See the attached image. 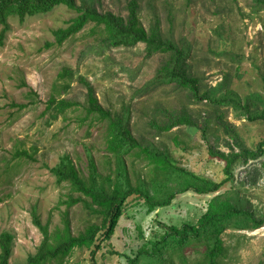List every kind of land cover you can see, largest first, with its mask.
I'll use <instances>...</instances> for the list:
<instances>
[{"label": "rangeland", "instance_id": "rangeland-1", "mask_svg": "<svg viewBox=\"0 0 264 264\" xmlns=\"http://www.w3.org/2000/svg\"><path fill=\"white\" fill-rule=\"evenodd\" d=\"M87 1L101 12L124 18L129 14L130 0ZM137 2L145 28L158 22L165 37L189 49L187 71L198 79L201 95H217L213 89L223 81L244 100L250 92H264V5L259 0ZM74 15V10L59 5L23 21L12 18L0 44V233L13 234L11 263L24 264L42 240L34 215L53 232L64 226V216L73 234L87 223L82 201L70 208L62 201L77 193L58 183L50 172L62 155H68L83 175L88 173L89 156L101 175H114L106 121L87 114L88 93L81 78L92 85L98 102L111 116L126 119L141 144L167 150L174 161L202 177L216 181L225 177L224 162L209 153L210 146L230 152L239 150L238 143L256 149L264 140V119L250 121L231 106L216 112L207 99L158 79L167 53L147 55L142 42L113 46L92 32V23L57 43L54 30L65 27ZM64 68L71 70L70 78L59 77ZM64 82H69L65 91L60 87ZM51 96L73 104L48 123L46 105ZM181 114L200 125L210 119L206 138L196 126L184 123L163 129ZM225 124L237 136L232 137ZM22 149L33 158L15 156ZM125 161L133 184L148 176L142 157L131 154ZM216 194L236 197L256 216L264 217V153L247 161L240 158L231 180L212 194L178 193L171 204L151 212L129 197L114 235L101 243L95 255L75 248L62 264H126L127 257L162 224L195 222ZM222 236L226 250L219 264H264V224L252 230L228 228Z\"/></svg>", "mask_w": 264, "mask_h": 264}, {"label": "trees", "instance_id": "trees-1", "mask_svg": "<svg viewBox=\"0 0 264 264\" xmlns=\"http://www.w3.org/2000/svg\"><path fill=\"white\" fill-rule=\"evenodd\" d=\"M259 1L264 5V0ZM59 5L71 8L76 15L69 19L65 27L54 30L57 43L61 44L92 23V32H96L101 39L113 46H132L142 42L147 55L158 52L169 54L158 73V79L175 83L200 100L207 99L216 112L222 106H231L235 111H242L250 121L264 119V92H250L244 100L223 81L213 89L217 95H201L198 79L187 71L189 49L165 37L158 22L148 29L145 28L137 12V0H130L127 18L110 11L101 12L87 0H82L79 5L75 0H0V44L10 28V19L23 21L28 16L47 13ZM58 75L63 79L70 78L72 72L64 68ZM81 81L87 87V114L106 121L107 149L115 157L114 175H101L92 156L88 159V173L83 175L68 155H62L59 162L50 167V172L58 183H66L72 193H77V196L68 194L62 201L67 208L82 201L88 214L87 223L73 234L70 223L64 216V226L53 232L34 215L33 221L42 233V240L24 264H62L75 248H86L94 256L101 243L114 235L129 197H134L133 199L146 206L147 212H151L157 207L171 204L178 193L192 191L204 195L212 194L231 180L233 166L240 158L247 161L264 153V140L258 143L256 149H249L238 143L239 150L231 148L230 152L210 146L209 153L224 162L225 177L219 181L202 177L174 161L167 150L141 144L133 136L126 119L118 115L111 116L98 102L92 85L84 78ZM225 84L223 91L222 85ZM60 87L67 90L69 82H64ZM72 104L73 102L64 98L51 96L46 105V109H50L48 123ZM220 117L217 113L216 119ZM181 123L196 126L206 138L211 120L208 119L200 125L190 115L181 114L175 116L163 129ZM225 127L232 137L237 136L232 126L225 124ZM131 154L145 159L149 167L148 176L139 177L134 184L130 180L125 161L126 156ZM15 156L33 158L24 149L17 150ZM242 203L236 197L220 194L212 196L207 201L206 210L195 222L184 220L180 225L162 224L160 230L144 239L134 254L127 257L126 264H219L226 250L222 236L226 229L252 230L264 224V217L256 216ZM13 238V234L8 231L0 233V264H17L10 262ZM191 252L199 255L193 258Z\"/></svg>", "mask_w": 264, "mask_h": 264}]
</instances>
